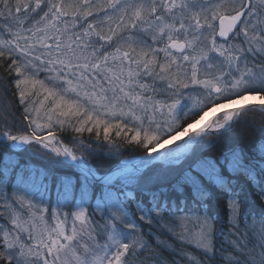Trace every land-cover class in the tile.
I'll return each mask as SVG.
<instances>
[{
  "label": "snow or ice",
  "instance_id": "obj_1",
  "mask_svg": "<svg viewBox=\"0 0 264 264\" xmlns=\"http://www.w3.org/2000/svg\"><path fill=\"white\" fill-rule=\"evenodd\" d=\"M0 146V264H264V0H0Z\"/></svg>",
  "mask_w": 264,
  "mask_h": 264
},
{
  "label": "trees",
  "instance_id": "obj_2",
  "mask_svg": "<svg viewBox=\"0 0 264 264\" xmlns=\"http://www.w3.org/2000/svg\"><path fill=\"white\" fill-rule=\"evenodd\" d=\"M87 137V134H85ZM94 139V138H93ZM100 152L99 156L96 159H90L88 161L89 166L94 167L95 173L105 174L114 164L118 163L119 161H113L109 160L106 157L107 153V145H98ZM8 148L0 147V153H3L5 151H8ZM143 152L142 150L136 148L134 145L129 146L125 145L123 149V156L124 157H136V156H142ZM20 156L22 158V162L27 159H31L32 163L35 164H41L43 163L42 159H40L37 156L31 155L29 152H22L20 153ZM57 171H64V169H57ZM67 171L79 178V171L74 169L73 167H69ZM151 174L145 173L143 176H140L136 178L132 183H127L123 178H119L118 181H115L113 185H105L104 183L96 182L94 181V188H95V195L96 198H101L103 196V192L105 190V187H108L111 189L112 187H116L118 189H121L125 192H131L135 197L137 201H141L144 203V206L146 208H150V200L146 197V195L143 193L142 189L146 185L147 181L150 179ZM213 193L212 199L210 201L211 204V211L216 213L218 217L223 218V213L221 212V209L219 207V202L223 200L224 195L222 193H219L216 189H210ZM183 195L187 197L189 200L191 199L193 193L191 188L185 187L183 190ZM168 198L175 199L177 202L182 198L181 194L175 191L168 193ZM46 203L55 207L56 206V195L55 193L49 194V196L46 199ZM132 203L133 201L129 199L126 202V206L129 210H132ZM71 208V205H69V209ZM68 210V209H65ZM221 226L223 227V224L221 223Z\"/></svg>",
  "mask_w": 264,
  "mask_h": 264
},
{
  "label": "rangeland",
  "instance_id": "obj_3",
  "mask_svg": "<svg viewBox=\"0 0 264 264\" xmlns=\"http://www.w3.org/2000/svg\"><path fill=\"white\" fill-rule=\"evenodd\" d=\"M186 103V101H182L181 102V106L180 107H183V105ZM79 154V153H78ZM136 157H139V156H136ZM132 158H135V157H132ZM96 174V177L97 178H100L101 176H103L102 174H100V173H95ZM119 180V178L116 180V181H118ZM47 199V198H46ZM47 202V201H46ZM65 210V209H64Z\"/></svg>",
  "mask_w": 264,
  "mask_h": 264
},
{
  "label": "clouds",
  "instance_id": "obj_4",
  "mask_svg": "<svg viewBox=\"0 0 264 264\" xmlns=\"http://www.w3.org/2000/svg\"><path fill=\"white\" fill-rule=\"evenodd\" d=\"M208 115L210 116V115H211V112H209V113H208ZM195 126H196V125H195V124H193V127H195Z\"/></svg>",
  "mask_w": 264,
  "mask_h": 264
},
{
  "label": "water",
  "instance_id": "obj_5",
  "mask_svg": "<svg viewBox=\"0 0 264 264\" xmlns=\"http://www.w3.org/2000/svg\"><path fill=\"white\" fill-rule=\"evenodd\" d=\"M69 163H70V162H69ZM77 169H78V168H77ZM111 171H112V169H111ZM111 171H110V172H111ZM96 180H99V181H101V179H96Z\"/></svg>",
  "mask_w": 264,
  "mask_h": 264
}]
</instances>
